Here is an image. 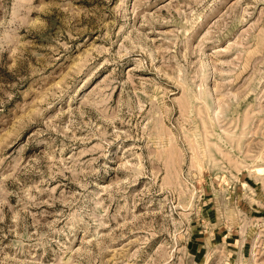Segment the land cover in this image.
<instances>
[{
    "label": "rangeland",
    "instance_id": "374dc122",
    "mask_svg": "<svg viewBox=\"0 0 264 264\" xmlns=\"http://www.w3.org/2000/svg\"><path fill=\"white\" fill-rule=\"evenodd\" d=\"M0 264H264V0H0Z\"/></svg>",
    "mask_w": 264,
    "mask_h": 264
}]
</instances>
